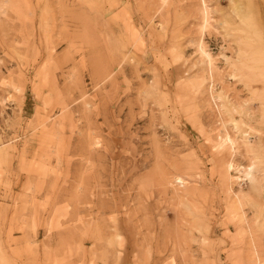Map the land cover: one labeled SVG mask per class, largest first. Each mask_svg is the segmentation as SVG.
<instances>
[{
  "label": "rangeland",
  "instance_id": "obj_1",
  "mask_svg": "<svg viewBox=\"0 0 264 264\" xmlns=\"http://www.w3.org/2000/svg\"><path fill=\"white\" fill-rule=\"evenodd\" d=\"M0 264H264V0H0Z\"/></svg>",
  "mask_w": 264,
  "mask_h": 264
}]
</instances>
